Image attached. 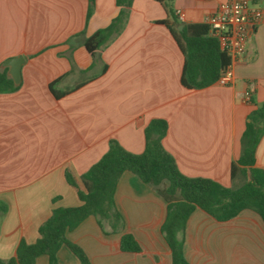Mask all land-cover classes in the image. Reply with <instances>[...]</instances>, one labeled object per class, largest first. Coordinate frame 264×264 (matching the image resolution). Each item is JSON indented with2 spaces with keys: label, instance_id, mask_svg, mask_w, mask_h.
<instances>
[{
  "label": "crops",
  "instance_id": "0c3cea01",
  "mask_svg": "<svg viewBox=\"0 0 264 264\" xmlns=\"http://www.w3.org/2000/svg\"><path fill=\"white\" fill-rule=\"evenodd\" d=\"M229 0H174V12L185 25L206 24L208 16ZM263 12L246 54L234 63V79L203 89L181 84L184 55L156 0H134L128 23L116 39L98 51L83 41L108 27L119 15L116 0H96L87 21L88 0H0V69L23 56L16 91L0 92V259L16 258L22 241L34 244L40 227L57 208L79 207L81 177L108 151L110 140L141 154L145 129L164 119L163 139L179 171L236 188L231 166L241 156V138L249 115L264 104V0H252ZM180 28V27H179ZM183 30V29H182ZM181 31V30H180ZM71 91L56 98L50 90ZM251 98L246 100V94ZM264 170V135L256 152ZM116 206L124 228L103 231L95 217L66 234L91 264H172L162 234L168 204L152 186L131 172L118 182ZM131 234L140 252L121 250ZM184 255L189 264H264V222L250 210L218 221L197 208L186 223ZM58 264H81L66 245ZM34 264H49L42 255Z\"/></svg>",
  "mask_w": 264,
  "mask_h": 264
},
{
  "label": "trees",
  "instance_id": "16d2710c",
  "mask_svg": "<svg viewBox=\"0 0 264 264\" xmlns=\"http://www.w3.org/2000/svg\"><path fill=\"white\" fill-rule=\"evenodd\" d=\"M166 13L167 19L158 23L165 25L176 40L184 55L181 84L187 89H203L216 83L221 72L231 63V58L220 50L218 41L209 35L207 24L185 25L174 12V0H156ZM134 0H116L119 15L111 24L98 30L83 41L86 50L97 59L98 51L108 46L124 31ZM96 0H88L87 21L94 13ZM183 26V30L179 27ZM54 82L50 90L56 98L70 92L58 93ZM6 70L0 69V92L16 91ZM168 131L164 119H153L145 129V149L141 154L125 150L116 140H110L106 154L82 177L80 188L74 177L66 172L68 183L78 189L82 202L79 207L57 208L40 227L39 239L34 244L22 241L16 258L0 264H34L42 255L49 257V264H58L57 253L66 245L80 260L91 264L83 250L68 242L66 234L75 230L83 221L93 216L104 232L124 228V218L116 206L115 195L118 182L126 172H131L144 184L152 186L168 204L167 217L162 234L172 253V264H189L184 255L186 223L199 208L218 221H229L241 212L257 213L264 222V170L256 167V152L264 135V104L253 111L241 138V156L231 166L234 181L243 176L244 182L236 188H226L220 183L205 178H188L178 169L174 157L163 146ZM121 250L127 253L140 252L141 247L133 235L123 234Z\"/></svg>",
  "mask_w": 264,
  "mask_h": 264
},
{
  "label": "built area",
  "instance_id": "2783aa9c",
  "mask_svg": "<svg viewBox=\"0 0 264 264\" xmlns=\"http://www.w3.org/2000/svg\"><path fill=\"white\" fill-rule=\"evenodd\" d=\"M180 21L184 14L177 12ZM263 12L253 8L252 0H229L221 3L216 11L208 16L206 24L209 35L218 41L220 50L231 58L230 65L221 72L217 83L229 85L234 79V63L246 54L248 43L255 27L261 22ZM251 94H246V100Z\"/></svg>",
  "mask_w": 264,
  "mask_h": 264
},
{
  "label": "water",
  "instance_id": "95a60500",
  "mask_svg": "<svg viewBox=\"0 0 264 264\" xmlns=\"http://www.w3.org/2000/svg\"><path fill=\"white\" fill-rule=\"evenodd\" d=\"M182 29L183 26H180L179 30ZM24 63H25L24 57L18 56L6 60L1 66L3 69L4 68L9 69V75L13 79L15 86H19L21 83V69Z\"/></svg>",
  "mask_w": 264,
  "mask_h": 264
}]
</instances>
